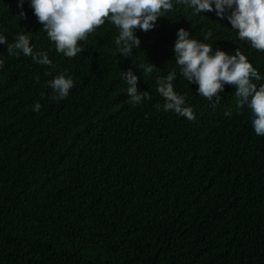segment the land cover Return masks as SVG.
Returning a JSON list of instances; mask_svg holds the SVG:
<instances>
[{"label":"trees","instance_id":"trees-1","mask_svg":"<svg viewBox=\"0 0 264 264\" xmlns=\"http://www.w3.org/2000/svg\"><path fill=\"white\" fill-rule=\"evenodd\" d=\"M42 27L30 0H0V35L9 44L28 35L54 65L0 45V264H264V136L248 106L237 109L233 86L219 103L198 95L173 48L184 28L214 51H241L262 77L264 52L226 17L176 0L154 29L136 31L128 58L111 22L74 58ZM128 70L150 96L135 106ZM173 71L195 120L155 107L165 103L156 81ZM60 73L74 87L56 102L48 81Z\"/></svg>","mask_w":264,"mask_h":264},{"label":"clouds","instance_id":"clouds-1","mask_svg":"<svg viewBox=\"0 0 264 264\" xmlns=\"http://www.w3.org/2000/svg\"><path fill=\"white\" fill-rule=\"evenodd\" d=\"M23 2L21 0V7ZM176 3L191 7L196 14L215 12L221 19L226 17L231 27L238 31L240 40H246L253 49L264 52V0H176ZM30 7L58 53L74 58L84 51L80 42L108 21L119 29L115 38L117 52L128 58L132 56L133 49L141 44L136 31L154 29L158 18L173 9V0H30ZM176 35L173 51L180 75L190 84L198 85V95L210 102L219 103L225 85L233 86L237 109L242 110L247 105L255 134L264 136V84L258 86L253 82L264 77L248 58L239 50L234 55L219 48L214 51L211 44L190 38L191 33L184 28H180ZM211 36L209 31L204 39L208 40ZM0 45L7 46L9 55L23 53L41 65L54 67L47 52H34L26 34H18L12 44L0 35ZM153 66L140 67L144 69L143 73H151ZM45 75L51 73L46 72ZM176 75L173 71L157 79V91L165 103L155 107L157 110L174 111L190 121L195 120L193 109L185 106V97L174 90ZM122 79L128 85L127 93L134 106L150 99L149 92L138 89L139 77L131 70L123 72ZM48 85L54 93L51 99L60 102L69 96L74 80L60 73L49 80ZM40 109L41 104L36 103L33 110L39 112ZM225 115L231 116L232 112L226 111Z\"/></svg>","mask_w":264,"mask_h":264}]
</instances>
